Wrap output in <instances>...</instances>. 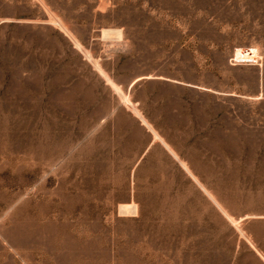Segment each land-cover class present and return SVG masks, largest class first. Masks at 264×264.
<instances>
[{
	"label": "rangeland",
	"instance_id": "1",
	"mask_svg": "<svg viewBox=\"0 0 264 264\" xmlns=\"http://www.w3.org/2000/svg\"><path fill=\"white\" fill-rule=\"evenodd\" d=\"M0 264H264V0H0Z\"/></svg>",
	"mask_w": 264,
	"mask_h": 264
}]
</instances>
